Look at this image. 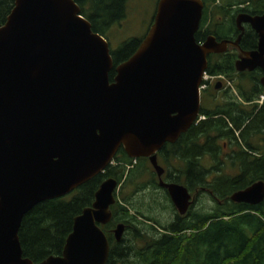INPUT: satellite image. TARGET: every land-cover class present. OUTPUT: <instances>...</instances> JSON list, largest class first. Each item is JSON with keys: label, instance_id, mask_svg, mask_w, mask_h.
Here are the masks:
<instances>
[{"label": "water", "instance_id": "obj_1", "mask_svg": "<svg viewBox=\"0 0 264 264\" xmlns=\"http://www.w3.org/2000/svg\"><path fill=\"white\" fill-rule=\"evenodd\" d=\"M201 8V0H156L137 47L113 65L106 39L74 0H13L0 24V264H105L100 225L110 219L114 178L103 179L72 218L59 254L32 262L17 231L33 205L102 172L119 147L131 159L147 158L177 214L186 212L192 195L162 180L155 154L196 121L207 55L234 47L235 70L258 68L264 94V12L237 13L233 40L208 34L196 41ZM244 23L256 35L251 50L238 45ZM263 198L262 180L229 195L251 205ZM123 229L113 227L116 242Z\"/></svg>", "mask_w": 264, "mask_h": 264}, {"label": "trees", "instance_id": "obj_2", "mask_svg": "<svg viewBox=\"0 0 264 264\" xmlns=\"http://www.w3.org/2000/svg\"><path fill=\"white\" fill-rule=\"evenodd\" d=\"M74 2L90 23L91 30L104 38L107 29L125 16L126 0ZM201 2L199 24L194 33L196 41H202L208 34L216 40H233L238 34L232 20L234 13L242 11L253 15L264 12V0ZM12 4L13 0H0V24ZM215 15L225 17L223 19L228 22H218L213 18ZM140 38L124 40L109 50L113 65L125 60L135 50ZM255 44V33L248 25L244 26L239 47L251 50ZM236 55L237 50L232 46L222 53L209 54L204 69L208 75H222L233 83L235 96L216 88L208 89L214 88L215 82L203 89L196 121L173 143H164L155 154L157 163L163 168L161 178L165 182L182 184L193 197L183 215L174 212L170 221L161 223L149 211L144 214L132 205L133 193L144 192L147 185L159 190L164 200L168 196L157 185L147 158L139 157L132 163V159L118 149L112 158L113 163H109L102 172L66 195L36 203L23 214L17 231L22 256L38 262L48 255L59 254L71 229L72 218L91 204L99 183L111 177L117 181V186L120 185V191L117 196L113 193L109 221L100 225L109 245L105 264H264V198L252 205L229 199L233 191L253 181L264 182V98L259 104L255 101L263 94L258 82L261 72L258 68L237 72L234 68ZM113 74L111 69L109 81ZM217 92L223 94L224 100L216 101L214 93ZM207 97L216 101L211 107L205 105ZM223 143L230 146L228 158L233 163L229 165L236 168L232 175L223 174L225 163H218ZM206 158L212 161L208 168L201 162ZM172 160L178 161V166L165 163ZM147 171L150 179L147 183L140 182V177ZM211 173L214 175L209 178ZM124 187L131 188L127 196L123 194ZM201 191L208 194L214 207L191 209ZM152 199V203L157 202ZM159 202L164 209H174L170 202ZM117 223L124 226L118 242L112 234ZM138 224L147 231H140ZM128 230H131V236L125 239L124 233Z\"/></svg>", "mask_w": 264, "mask_h": 264}, {"label": "rangeland", "instance_id": "obj_3", "mask_svg": "<svg viewBox=\"0 0 264 264\" xmlns=\"http://www.w3.org/2000/svg\"><path fill=\"white\" fill-rule=\"evenodd\" d=\"M156 0H126L125 5V16L123 19L119 20L118 22L111 25L105 35V39L107 41L109 50L115 49L120 42L130 39V38H139L142 37L147 30L153 12L155 7ZM214 19H217L218 22H228L226 19H223L225 17L221 15H215L213 17ZM228 94L234 95L236 94L235 88L233 86V83L231 84V88L227 91ZM216 96V101H222L224 100L223 94L220 92L214 93ZM206 101L205 105L210 106L212 103L216 101H210L208 97L204 100ZM202 117V116H200ZM207 168L211 166V161L206 159H203L201 161ZM174 163L175 167L178 166V161L172 162ZM162 166V165H161ZM236 172V168L229 165V163H225L223 165L222 173L227 175H232ZM214 175V173L209 174V178H211ZM150 179L149 171L144 172L143 175L140 177L139 181L143 183H147V181ZM120 185H118L115 189L116 196L118 195ZM124 196H127L131 188L124 187L122 189ZM159 190H155L151 188V186H146L145 191L140 193L136 192L133 193V196L131 197L132 205L135 208H138L142 213L147 214L149 211L151 215H153L157 220L161 223L168 222L172 219L174 215V209L170 210V208H162V204H160L159 200L169 202L167 200H164L162 196H160ZM152 198H155L157 200L156 203H152ZM162 203V202H161ZM171 204V202H170ZM214 207V202L210 199L208 194L205 191H201L196 196V200L192 204L191 209L195 210H207ZM150 208V210H148ZM130 213H132L130 211ZM176 213V212H175ZM136 218L139 221H142V218H139L136 216ZM147 223V221H144V225ZM138 227L141 229L140 231L144 232L147 231L143 227L142 224H138ZM131 236V230H128L124 233L125 239L130 238ZM133 257L130 256V259Z\"/></svg>", "mask_w": 264, "mask_h": 264}, {"label": "flooded vegetation", "instance_id": "obj_4", "mask_svg": "<svg viewBox=\"0 0 264 264\" xmlns=\"http://www.w3.org/2000/svg\"><path fill=\"white\" fill-rule=\"evenodd\" d=\"M240 5V4H239ZM240 12H242V11H239V12H236V13H234V15H233V17H232V20H233V24H234V17L236 16V14L237 13H240ZM243 13H246V12H243ZM248 14V13H247ZM7 16V15H6ZM234 26H235V24H234ZM242 26L244 27V26H247V24H242ZM250 28V27H249ZM142 38V37H141ZM140 38V39H141ZM229 47V46H228ZM131 55V54H130ZM121 62V61H120ZM119 63V62H118ZM219 81V84H218V87L216 88V89H218V90H220V91H222V92H226V91H228V89H229V87H225L224 85H223V83L220 81V80H218ZM214 82H216V81H212V82H207L206 81V85H205V87L204 88H202L201 90H200V93H201V91L203 90V89H205V88H207L208 86H211ZM208 89H215V88H208ZM262 100H263V98L261 99V100H259V98H257V100H255L258 104L259 103H261L262 102ZM166 143V142H165ZM162 147V146H161ZM228 148H230V146L228 145V144H226V143H223L222 144V147H221V159L219 160V162L218 163H233V162H231L230 161V159L228 158V157H230V154H229V152H228ZM118 149H122L121 147H119ZM118 149L116 150V152L118 151ZM123 151V150H122ZM159 151V150H158ZM116 152L114 153V155H113V157L115 156V154H116ZM125 154V153H124ZM126 155V154H125ZM127 156V155H126ZM112 157V158H113ZM128 157V156H127ZM129 158V157H128ZM131 159V158H130ZM136 159V158H135ZM135 159H132V163H134L135 162ZM207 160H209V159H207ZM156 161H157V156H156ZM175 160H172V161H166L165 163H172V162H174ZM211 161V160H210ZM110 163H113L112 162V159L110 160ZM186 163H189V161H187ZM211 163H212V161H211ZM163 180V179H162ZM164 181V180H163ZM189 207V206H188ZM175 210V209H174ZM176 212V211H175ZM177 213V212H176Z\"/></svg>", "mask_w": 264, "mask_h": 264}, {"label": "built area", "instance_id": "obj_5", "mask_svg": "<svg viewBox=\"0 0 264 264\" xmlns=\"http://www.w3.org/2000/svg\"><path fill=\"white\" fill-rule=\"evenodd\" d=\"M218 80H220L225 87L231 88V82L229 80H227L224 76H222V75H208L205 72H203L202 76H201V83L199 85V89L201 90L202 88L205 87L206 81L209 83V82L218 81ZM258 98H259V100H261L262 98H264V94L259 95ZM198 118H202V117L199 116Z\"/></svg>", "mask_w": 264, "mask_h": 264}]
</instances>
